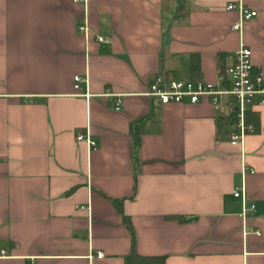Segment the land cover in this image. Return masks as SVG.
I'll return each instance as SVG.
<instances>
[{"label":"crops","instance_id":"1","mask_svg":"<svg viewBox=\"0 0 264 264\" xmlns=\"http://www.w3.org/2000/svg\"><path fill=\"white\" fill-rule=\"evenodd\" d=\"M240 1L241 34L239 0H0V264H264L263 95L232 144L208 99L146 94L157 74L217 81L240 39L264 77V0Z\"/></svg>","mask_w":264,"mask_h":264},{"label":"built area","instance_id":"2","mask_svg":"<svg viewBox=\"0 0 264 264\" xmlns=\"http://www.w3.org/2000/svg\"><path fill=\"white\" fill-rule=\"evenodd\" d=\"M75 1L86 2V0ZM226 8H236L237 18L232 24V28L240 34L243 23L257 14L255 9L246 7L240 0L237 4H228ZM80 28L87 31L86 25H81ZM97 38L105 41L102 36ZM74 79L76 82L74 86L78 87V81L82 80V77L75 75ZM146 94L156 98L161 104L184 100L195 103L203 98L208 99L219 114L228 115L231 119L233 128L230 131L229 140L235 144L242 142L247 133L254 131L253 124L245 119V111L250 109L253 98L257 94L263 95L260 103L264 104V77L260 71H254L251 50L240 39L239 45L234 51L233 61L223 72H220L217 81L184 80L157 74L150 81ZM86 95L88 94L86 93ZM120 106L121 99L118 97L115 101V108L118 109ZM76 138L85 140L89 149L96 146V142L88 131L77 133ZM233 194L242 198L244 209H247L246 196L242 189L234 190ZM249 208H253V204H250ZM102 254L101 251H97L96 257H101ZM89 259H92V255H89Z\"/></svg>","mask_w":264,"mask_h":264},{"label":"trees","instance_id":"3","mask_svg":"<svg viewBox=\"0 0 264 264\" xmlns=\"http://www.w3.org/2000/svg\"><path fill=\"white\" fill-rule=\"evenodd\" d=\"M223 72V71H222ZM229 117V116H228ZM245 119L247 122H250L254 126V130L257 129L258 125V115L251 109H246L245 111ZM114 201V206L116 210L120 213L122 216L123 223L125 226L128 228L130 231L131 237H132V242L134 244V229L131 223V220L127 214H125L123 210V204L118 200H113ZM166 217H173V215H166ZM179 218V217H177ZM165 255H142L136 252V250L133 248L132 251L124 256L123 258V264H165Z\"/></svg>","mask_w":264,"mask_h":264}]
</instances>
